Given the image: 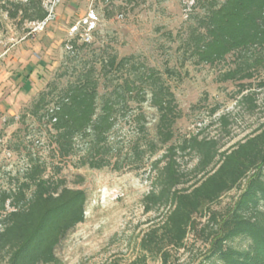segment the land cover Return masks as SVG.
Segmentation results:
<instances>
[{"label": "trees", "instance_id": "16d2710c", "mask_svg": "<svg viewBox=\"0 0 264 264\" xmlns=\"http://www.w3.org/2000/svg\"><path fill=\"white\" fill-rule=\"evenodd\" d=\"M46 1L0 0V11L18 25L40 23L48 16ZM194 8L200 14L179 44L189 54L184 60L214 66L233 57L234 67L219 73L218 81L238 83L233 99L247 112L264 107V78L254 90L239 84L264 71V0H197ZM80 35L69 43V55L82 62L80 70L66 69L63 75L70 79L65 85H48L27 114L43 126L59 162L76 156L82 141L79 167H109V134L118 117H132L139 126L130 148L136 160L164 149L150 165V190L142 198L145 213H164L142 236L134 264L148 258L172 264L171 251L183 250L194 234L208 245L198 264H264V123L223 151L202 130L177 140L174 128L182 114L163 73L134 56L113 54L91 62L79 58L81 52H93L92 40L85 43ZM146 103L155 112L152 135L143 112ZM229 116L216 120L225 132ZM182 156L195 160L190 169L180 167ZM47 169L30 158L13 187L0 190V264H60L58 246L85 220V192L69 188L58 177L59 166L54 174ZM231 192L236 197L228 206L212 209Z\"/></svg>", "mask_w": 264, "mask_h": 264}, {"label": "rangeland", "instance_id": "374dc122", "mask_svg": "<svg viewBox=\"0 0 264 264\" xmlns=\"http://www.w3.org/2000/svg\"><path fill=\"white\" fill-rule=\"evenodd\" d=\"M133 4L137 6L131 7ZM196 5L197 0H47L44 8L48 16L43 22L21 25L0 11V190L13 187L14 178L21 176L32 158L44 162L48 174H54L59 166L58 177L69 188L83 190L87 198L84 222L56 250L60 264H134L141 255L142 236L164 213H145L142 205L150 190V165L164 149L146 154L141 162L136 160L130 148L139 136V126L132 117L116 119L109 134L113 150L110 166L94 170L79 167L82 141L76 156L59 162L43 126L27 114L48 85H65L70 79L63 75L66 69L80 70L82 62L69 55V43L83 32L87 20L91 22L86 28L93 27L89 49L93 52H81L79 58L91 62L113 54L118 58L134 56L163 73L182 114L174 128L175 139L202 130L203 136L216 139L223 151L264 123V107L249 113L236 104L237 82L218 81L219 73L234 67L233 57L214 66L184 60L189 54L179 44L193 26L194 16L200 14ZM262 78L264 71L239 84L254 90ZM148 106L144 104L143 112L147 133L152 135L155 112ZM225 114H230L226 132L216 122ZM178 162L181 168L190 169L195 160L182 156ZM235 197V192L224 195L212 209L223 210ZM207 252L201 235H189L183 250L171 251V262L198 264ZM144 264L161 263L148 258Z\"/></svg>", "mask_w": 264, "mask_h": 264}, {"label": "built area", "instance_id": "2783aa9c", "mask_svg": "<svg viewBox=\"0 0 264 264\" xmlns=\"http://www.w3.org/2000/svg\"><path fill=\"white\" fill-rule=\"evenodd\" d=\"M93 17V19L95 18V16L94 15H92ZM91 19V18H90ZM88 21H90L91 22V20H87L86 21V24H85V29L83 30V32L81 33V38H82V40H83V42H85V43H89L90 42V40H91V32H92V30H93V27L92 28H86L87 26V23H88Z\"/></svg>", "mask_w": 264, "mask_h": 264}]
</instances>
